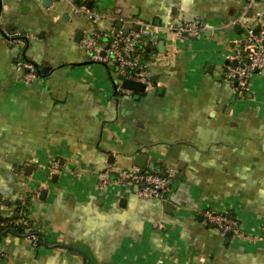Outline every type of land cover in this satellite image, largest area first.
Here are the masks:
<instances>
[{"label": "crops", "instance_id": "0c3cea01", "mask_svg": "<svg viewBox=\"0 0 264 264\" xmlns=\"http://www.w3.org/2000/svg\"><path fill=\"white\" fill-rule=\"evenodd\" d=\"M90 2L104 16L131 11L153 27L142 42L156 82L140 94L125 90L82 47L115 27L107 18L93 25L69 3L0 0V26L37 36L26 57L38 70L26 84L20 51L0 32V213L31 195L30 215L46 237L36 246L6 236L0 264H264L260 244L224 236L203 218L206 208L232 211L253 234L264 223V76L245 96L224 77L225 56L242 46L234 21L246 0ZM256 2L264 15V0ZM180 21L204 30L178 38L168 27ZM150 164L170 175L163 203L119 183L100 189L105 171L113 180L123 170L157 172Z\"/></svg>", "mask_w": 264, "mask_h": 264}, {"label": "built area", "instance_id": "2783aa9c", "mask_svg": "<svg viewBox=\"0 0 264 264\" xmlns=\"http://www.w3.org/2000/svg\"><path fill=\"white\" fill-rule=\"evenodd\" d=\"M51 1L53 5L69 3L75 15L88 18L93 25H97L104 18L114 23L115 27L109 32L94 31L91 33L82 41V47L91 55L93 61L108 65L122 81L128 79L141 82L146 85V88L152 86L151 73L142 64L146 48L141 40L143 35L146 38L153 35V27L150 24L137 20L131 11L104 16L89 6V0ZM256 6V0H246L245 10L234 21L235 24L242 27L244 44L225 56V81L238 96H245L250 90L252 78L259 74L257 71L264 70V25H262L264 15L263 12L256 10ZM249 14H252V17H249ZM119 24L122 26L121 29L117 28ZM134 26H139V31H134ZM124 27L130 28L128 34L124 33ZM203 30L204 28L197 22L180 21L176 25L168 27V31L178 38H197ZM0 32L9 44L18 47L20 51L21 57L17 61L16 67L21 79L26 84L34 83L38 79L36 66L27 59L26 52L37 36L10 31L4 26H0ZM234 62L236 65H233ZM58 168V162H52V172ZM111 174L112 171L107 170L101 175L100 189H105L113 183H119L127 188L138 187V195L142 199L157 200L162 203L170 193V177L164 175L142 170H123L118 172L113 180ZM37 196L40 197V192L37 193ZM203 218L207 225L222 235L228 236L230 233L234 240L255 242L260 244L264 250V223H262L259 233L253 234V232L247 231L238 216L232 215L227 210L206 208L203 211ZM155 227L163 226L160 223H155ZM30 231V229H26L23 237L36 245L38 238Z\"/></svg>", "mask_w": 264, "mask_h": 264}, {"label": "trees", "instance_id": "16d2710c", "mask_svg": "<svg viewBox=\"0 0 264 264\" xmlns=\"http://www.w3.org/2000/svg\"><path fill=\"white\" fill-rule=\"evenodd\" d=\"M147 53V48H146ZM145 56H143V66L145 65ZM36 66V65H35ZM36 72L38 74L37 66ZM151 172V171H150ZM153 173L164 175L165 172H154ZM31 195L28 196L27 199L16 201L13 205H10L11 214L4 216L0 213V241L2 242L3 238L8 235H15L19 237H23L25 230L30 229L31 234L36 235L38 238V243L36 246L43 245L45 242V238L43 233L41 232V228L38 223L31 217L29 209H30V201ZM232 215L234 213L230 211Z\"/></svg>", "mask_w": 264, "mask_h": 264}, {"label": "water", "instance_id": "95a60500", "mask_svg": "<svg viewBox=\"0 0 264 264\" xmlns=\"http://www.w3.org/2000/svg\"><path fill=\"white\" fill-rule=\"evenodd\" d=\"M43 5L45 7H47V8H50L52 6V1L51 0H43ZM89 6H92V2L89 3ZM249 17H252V14H249ZM117 28L121 29L122 28L121 24L117 25ZM13 29H14V26H10L8 28V30H13ZM133 30L134 31H139V26H134ZM237 30L241 31L242 28L240 26L239 27L237 26ZM123 31H124L125 34H128L130 32V28L129 27H124ZM78 34H79V37L82 38V34L79 33V32H78ZM141 40L145 41L146 40V36H144V35L141 36ZM76 41L80 42V40H78V39ZM106 41H107V39H106ZM153 42H156V39L153 40ZM242 44H244V42H242ZM159 46H160V51L159 52L161 54H164L165 53V43H164V41L159 42ZM148 52H150L149 49H148ZM233 65H236V62H234ZM257 72L259 74H261L262 76H264V70L257 71ZM151 81L152 82H156V79L153 77V78H151ZM122 87L125 90L133 91V92L138 93V94L143 93L146 90V85H144L143 83L138 82V81L128 80V79H125V80L122 81ZM135 166L137 168L145 170L147 168V157L145 155H142V154L136 155L135 156ZM149 169L156 170L157 172H161V169L160 168H156L153 164L149 165ZM164 176L165 177H169V174L168 173H164ZM55 178H56V176H55ZM171 183H172V181H171ZM138 189L139 188L136 187L137 191H138ZM43 194L45 195L46 191H44ZM1 200H2V197L0 196V201ZM5 204L7 206H9L10 202L9 201H5ZM165 208H169L170 212L173 210V206L170 205V204H166ZM230 235L231 234L229 233L228 236H230Z\"/></svg>", "mask_w": 264, "mask_h": 264}, {"label": "rangeland", "instance_id": "374dc122", "mask_svg": "<svg viewBox=\"0 0 264 264\" xmlns=\"http://www.w3.org/2000/svg\"><path fill=\"white\" fill-rule=\"evenodd\" d=\"M56 9H57V7H56ZM104 27H105V28H108L109 25H108L107 23H104Z\"/></svg>", "mask_w": 264, "mask_h": 264}]
</instances>
